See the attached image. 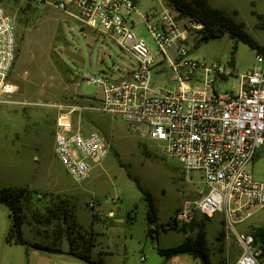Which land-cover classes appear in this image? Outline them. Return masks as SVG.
<instances>
[{
    "label": "rangeland",
    "instance_id": "obj_1",
    "mask_svg": "<svg viewBox=\"0 0 264 264\" xmlns=\"http://www.w3.org/2000/svg\"><path fill=\"white\" fill-rule=\"evenodd\" d=\"M204 1L238 24L260 47L259 51L252 49L240 41L234 42L227 35L198 43V36L186 41L187 57L210 69L206 76L213 87L218 91L231 90L239 84L241 76L253 68L256 55L264 54V0ZM0 2L15 19L18 41L11 72L16 93L10 106H0V185L10 179L19 187L34 186L39 181L40 186L53 192L59 187H72L78 192L74 196V213L78 221L92 220L97 207L100 217L109 210L115 212L116 218L119 215L125 217L127 212L133 211L136 221L134 234L138 238L146 228V203L137 189V183L154 199L159 230L154 245H179L185 237L180 227L165 232L161 227L166 228L175 209L184 201L197 197L198 190L205 185L199 173L185 172L178 160L166 153L162 143L150 140L142 132L109 114L94 110L74 111L73 115L80 117L83 129L96 130L109 139V152L102 165L81 183L66 174L53 153L52 121L60 107L70 109L99 105L101 89L89 82L85 74L121 76L122 69L134 63L133 58L110 40L95 39L92 33L78 31L72 25L73 21H69L68 25L65 20L67 15L51 4L44 6L32 0ZM137 8L144 13L159 10L160 4L157 0H138ZM134 22L136 38L147 44L156 60H161L156 53L152 33L138 14L134 16ZM173 51L169 50L167 55L171 56ZM161 65L158 75L154 74L155 67L152 69L151 83L171 89L176 75L165 61ZM213 67L220 68L224 73L212 71ZM204 79L205 72L199 69L190 77V83L199 85ZM15 102L18 104L15 105ZM247 170L255 179H262L264 157L257 156ZM42 171H50L54 178H40ZM37 197V193L30 192V201L40 204L42 200ZM90 202L95 204L93 209L88 208ZM222 220V214L216 213L206 221L200 218L196 221L203 222L206 229L210 264H233L238 253L233 235H229V241L219 235L225 230ZM195 224L185 229L187 236L194 237L197 233ZM263 226L264 209L256 211L235 227L238 231L247 227L246 231L253 236V232ZM254 240L262 249L264 264L262 241L258 238ZM147 243L150 245L149 239Z\"/></svg>",
    "mask_w": 264,
    "mask_h": 264
},
{
    "label": "built area",
    "instance_id": "obj_2",
    "mask_svg": "<svg viewBox=\"0 0 264 264\" xmlns=\"http://www.w3.org/2000/svg\"><path fill=\"white\" fill-rule=\"evenodd\" d=\"M32 1L53 5L73 19L78 31L88 29L95 39L114 42L134 61L118 77L85 74L101 89L98 106L60 107L54 122L53 153L66 174L77 183L88 180L110 149L109 139L96 130L83 129L73 112L89 109L119 118L162 143L185 172L200 174L205 188L176 209L171 226L188 229L199 218L208 220L221 213L224 239L229 241L233 235L238 245L233 264H263L262 249L253 236L235 226L264 209V176L255 179L247 170L264 148V54L256 55L253 68L241 76L237 86L218 91L207 78L210 69L187 57L186 41L197 36L203 25L182 16L165 0H157L159 10L144 13L138 11L137 0ZM136 14L152 33L156 53L176 75L171 89L151 83L157 60L134 34ZM17 42L15 19L0 2V106L13 103L16 93L11 72ZM199 69L204 70L205 79L192 85L190 77ZM88 207L94 208V203Z\"/></svg>",
    "mask_w": 264,
    "mask_h": 264
},
{
    "label": "crops",
    "instance_id": "obj_3",
    "mask_svg": "<svg viewBox=\"0 0 264 264\" xmlns=\"http://www.w3.org/2000/svg\"><path fill=\"white\" fill-rule=\"evenodd\" d=\"M72 10L75 12L73 8ZM65 20L68 25L69 21H73L69 16H66ZM72 25L76 28L75 23L72 22ZM80 32L92 33L88 29ZM162 63V60L157 59L155 75L161 72ZM86 111L90 110H83V112ZM54 122L55 118L52 121L55 130ZM39 175H41L40 178L53 177L50 171H42ZM39 184L40 182L36 181L34 186L19 187L14 181L10 182L8 179V182H3L0 185V190L26 188L28 191L26 199L21 204L23 219L21 236L25 244L6 241V236L12 227V217L7 206L0 203V264H202L198 258L186 253L168 259L159 255L158 247H172L154 245V241L159 235L158 218L151 227L155 232L151 236H147L146 211V228L143 235L137 238L134 234L136 221L133 211L127 212L125 217L119 215L116 218L115 212L109 210L100 217L98 213L101 212L97 207V213L92 215V220L88 219L82 223L78 221L74 213V196L78 194L75 192L76 189L59 187L53 192ZM30 192L37 193V198L42 200L40 204L30 201ZM113 203H115L114 200ZM104 216L105 219H103ZM170 223L171 220L167 223L166 228L161 227V230L165 232L176 229L172 228ZM246 228L242 231H246ZM183 233L185 237L182 242L187 236V231H183ZM147 239L150 240V245L147 243ZM207 244L209 243L206 238ZM154 252H156L155 255ZM222 253L224 255V250ZM141 256H144L142 262L140 261Z\"/></svg>",
    "mask_w": 264,
    "mask_h": 264
},
{
    "label": "trees",
    "instance_id": "obj_4",
    "mask_svg": "<svg viewBox=\"0 0 264 264\" xmlns=\"http://www.w3.org/2000/svg\"><path fill=\"white\" fill-rule=\"evenodd\" d=\"M165 1L171 4L182 16L188 17L203 25V29L197 35V43L199 41H207L209 39L220 38L227 35L234 42L240 41L247 44L252 49L260 50L259 45L256 44V42L244 32L238 24L226 17L218 9L210 7L204 0ZM235 47L236 45L233 46V49H235ZM136 185L146 203V216L148 221L147 236H151V234L155 232L151 227L157 221L154 199L152 195L141 188L139 184L136 183ZM27 194L28 191L26 188H4L0 190V203L7 206L12 217V227L6 236V241L8 243L13 242L16 244H25L21 236V224L23 221L21 216V204L26 199ZM195 223L198 227V231L194 237L186 236L185 240L176 247H158V254L168 259L172 256L186 253L198 258L202 264H210L206 247V231L204 229V223ZM171 227L175 228L174 226ZM180 229L185 231L186 228L182 227ZM254 232V238L256 240L257 238L260 239L264 246V226L256 229ZM219 235L223 236V233L220 232ZM81 258L86 259L85 257Z\"/></svg>",
    "mask_w": 264,
    "mask_h": 264
},
{
    "label": "water",
    "instance_id": "obj_5",
    "mask_svg": "<svg viewBox=\"0 0 264 264\" xmlns=\"http://www.w3.org/2000/svg\"><path fill=\"white\" fill-rule=\"evenodd\" d=\"M141 128H144V125H141ZM259 156L264 157V148L260 151Z\"/></svg>",
    "mask_w": 264,
    "mask_h": 264
}]
</instances>
